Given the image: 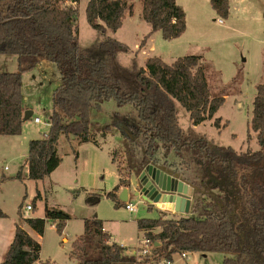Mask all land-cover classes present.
<instances>
[{"label":"trees","instance_id":"16d2710c","mask_svg":"<svg viewBox=\"0 0 264 264\" xmlns=\"http://www.w3.org/2000/svg\"><path fill=\"white\" fill-rule=\"evenodd\" d=\"M61 1L0 0V56H16L18 64L16 72H0V136H18L23 131L27 111L22 93L25 73L51 62L61 76V84L52 95L49 129L43 138L29 142L27 179L42 180L60 166V137L100 147L97 135L106 137L112 128H118L127 141L129 156L123 169L117 164V152H111L119 182L104 196L115 207L123 203L118 193L131 185L132 174H138L150 161L159 162L155 154L160 148L175 153L178 170H184L186 157L196 166L194 173H183V179L199 189L191 209L196 217L168 218L164 214L137 221L145 238L159 244L150 255L126 254L124 247L111 242L103 221L93 217L84 220V232L73 242L71 257L77 264H160L161 260L173 261L174 256L186 253H221L225 257L222 264H264V80L257 87L249 124L257 133L259 150L236 151L194 138L181 128L175 101L189 113L193 126L214 118L225 102V96L212 92L201 57L183 56L168 64L152 56L144 66L134 63L131 69L122 68L117 54L127 46L110 37L109 32L116 33L126 16L133 15V3L89 0L86 19L97 37L91 47L82 49L76 25L79 0H75L77 5L65 7ZM209 1L219 17L228 19L229 0ZM141 5L142 19L151 31L139 49L154 32H160L165 40L177 39L185 32L186 14L177 0H141ZM110 100L118 107L130 106L136 117L115 114L111 124L91 132L92 112L101 111ZM214 126L220 130L227 124L216 118ZM137 151L141 155L138 161ZM14 178L25 180L21 173ZM89 196L91 206L102 197L94 193ZM5 217L0 208V218ZM70 219L63 210L46 206L45 218L24 221L42 236L47 223L62 234ZM40 252L39 242L17 225L1 264H52L41 262Z\"/></svg>","mask_w":264,"mask_h":264},{"label":"rangeland","instance_id":"374dc122","mask_svg":"<svg viewBox=\"0 0 264 264\" xmlns=\"http://www.w3.org/2000/svg\"><path fill=\"white\" fill-rule=\"evenodd\" d=\"M88 1L79 0L76 20L77 38L82 49L91 47L97 37L86 19ZM129 1L134 5L133 15L126 16L116 33L109 32L110 37L127 46V49L118 52L117 63L122 68L131 69L134 63L139 67L144 66L152 56H159L168 64L183 56L201 57L207 66L212 92L225 96V102L214 118L193 126L189 113L175 101L181 128L190 136L205 138L217 146L231 147L236 151L259 150L257 133L250 130L249 124L257 87L264 80V0H230L228 19L214 12L209 0H177L186 14L185 32L174 40H165L160 32H154L141 49L139 46L151 27L142 19L141 0ZM44 63L25 73L22 79L23 105L33 111V118L38 117L41 123L36 124L30 118L24 121L23 132L18 137L0 136V179L16 177L18 173L25 177V180L12 178L14 180L0 182V205L7 215L0 218V264L7 257L16 223L41 245V262L77 264L71 257L72 244L83 234L84 220L93 217L103 221L111 242L124 247L126 254L130 255L133 250L142 247L145 240L144 233L138 230V220L157 219L164 214L168 218L180 215L161 212L159 208L150 207L134 197L136 173L131 176L128 200L136 208L134 214L129 213L123 203L115 207L114 202L104 196L119 182L118 168L112 163L111 152H117V164L123 169L129 156L126 153L127 141L118 128H112L106 137L97 135L100 147L90 142L80 144L73 137L62 136L58 142L61 165L42 180L33 181L26 177L30 138L41 139L48 131L52 95L61 84L56 65ZM17 65L16 56H0V72H16ZM115 114L136 117L130 106L118 107L110 100L103 104L101 111L92 112L91 132L111 124ZM216 118H221L222 124L227 126L217 129L214 126ZM137 152L138 161L141 155ZM155 156L168 164H173V160L179 161L173 151L165 152L162 148L157 150ZM182 164L188 175L194 173L196 166L190 164L187 157ZM38 193L41 198L36 199ZM90 193L102 195L94 206H91ZM21 203V214H18ZM27 205H33L34 209L27 211ZM46 206L61 209L70 215L71 219L62 234L47 223L44 234L39 236L25 223L26 218H45ZM185 216L197 215L189 213ZM63 237L68 240L63 242ZM186 256L187 259H182L181 255L174 256L172 264H222L225 258L221 253H186Z\"/></svg>","mask_w":264,"mask_h":264},{"label":"water","instance_id":"95a60500","mask_svg":"<svg viewBox=\"0 0 264 264\" xmlns=\"http://www.w3.org/2000/svg\"><path fill=\"white\" fill-rule=\"evenodd\" d=\"M32 115L31 110L26 111L24 121L30 119ZM136 177L133 196L140 198V202L179 215L191 213L199 189L186 182L183 173L176 166L167 162L160 164L150 161L142 167ZM129 197V187L123 188L119 193V200L127 203Z\"/></svg>","mask_w":264,"mask_h":264},{"label":"built area","instance_id":"2783aa9c","mask_svg":"<svg viewBox=\"0 0 264 264\" xmlns=\"http://www.w3.org/2000/svg\"><path fill=\"white\" fill-rule=\"evenodd\" d=\"M60 4H61L62 7H65L67 5H74V6L77 5V3L75 2V0H64V1H61ZM219 23L220 24H223V21L222 20H219ZM33 121L36 124L41 123V120L38 117H34L33 118ZM125 207H126L127 211L129 213H131V214H134L135 211H136L135 206L132 203H130V202H127L126 205H125ZM26 210L27 211L33 210V205H27L26 206ZM52 227H53V229L55 231H57L55 225L52 226ZM155 246H156V244H154L150 239L145 238V240L143 242V246L140 247V248L135 249L131 254L134 255V256H139V257H141V256H147V255H150L152 253V250H153V248ZM181 258L182 259H187L186 254H181ZM172 262L173 261H169V260H161L160 264H172Z\"/></svg>","mask_w":264,"mask_h":264},{"label":"crops","instance_id":"0c3cea01","mask_svg":"<svg viewBox=\"0 0 264 264\" xmlns=\"http://www.w3.org/2000/svg\"><path fill=\"white\" fill-rule=\"evenodd\" d=\"M229 4H230V0H229ZM182 8H183V7H182ZM230 10H231V6H230ZM44 64H45V63L43 62V63H41L39 66H42V65H44ZM22 93H23V84H22ZM25 108H26L27 111H28L29 108H28V107H25ZM32 112H33V111H32ZM33 116H34V112H33L32 118H33ZM48 126H49V125H48ZM22 132H23V131H22ZM22 132H21V133H22ZM44 135H45V134H44ZM18 136H19V135H18ZM18 136H3V137L11 138V137H18ZM43 137H44V136H43ZM60 138H61V137H60ZM31 140H32V138H30V141H31ZM59 140H60V139H59ZM155 158H156V156H155ZM76 159H77V158H76ZM157 159H158V158H157ZM158 160H159V163H160V164L163 163V161H164V160H161L160 158H159ZM177 161H178V160H177ZM174 162H176V161L173 160V164H172V165H174ZM61 163H62V161H61ZM112 163H113V162H112ZM113 164H114V163H113ZM60 165H61V164H60ZM174 166H175V165H174ZM26 168H27V166H26ZM181 172L187 174V171H186L185 169H184V170H181ZM2 176H3V175H2ZM4 176H5V175H4ZM12 178H14V176H12V177L10 178V180H14V179H12ZM16 179H17V178H16ZM4 181H5V180H4ZM4 181H2V180L0 179V182H4ZM121 190H122V189H121ZM121 190H120V192H121ZM120 192H119V193H120ZM119 193H118V194H119ZM38 195H39V198H41V194L38 193ZM39 198H38V199H39ZM20 205H21V204H20ZM1 207H2V206L0 205V208H1ZM19 208H20V207H19ZM1 209L3 210V208H1ZM33 209H34V206H33ZM160 211H161V212H164V211H166V210H162V209H160ZM166 212H169V211H166ZM166 212H165V213H166ZM169 213L174 214L173 212H169ZM18 214H21V213H19V210H18ZM176 216H177V215H176ZM17 225H19V224H18V223L15 224V231H16V226H17ZM19 226H20V225H19ZM52 226H54V225H52ZM21 227H22V226H21ZM22 228H23V227H22ZM23 229H24V228H23ZM104 229H105V228H104ZM24 230H25V229H24ZM32 231H33V230H32ZM106 231H107V230H106ZM28 233H29V232H28ZM34 233H35V232H34ZM29 235H30L31 237H33L30 233H29ZM14 237H15V234H14ZM34 239H35V238H34ZM13 240H14V238H13ZM67 240H68L67 237H63V238H62V241H63V242H66ZM12 242H13V241H12ZM11 244H12V243H11ZM10 246H11V245H10ZM9 249H10V248H9ZM133 251H134V250H133ZM133 251H132V252H133ZM126 253H127V252H126Z\"/></svg>","mask_w":264,"mask_h":264}]
</instances>
